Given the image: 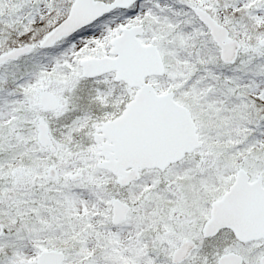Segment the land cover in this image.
<instances>
[{
  "label": "snow or ice",
  "instance_id": "1",
  "mask_svg": "<svg viewBox=\"0 0 264 264\" xmlns=\"http://www.w3.org/2000/svg\"><path fill=\"white\" fill-rule=\"evenodd\" d=\"M0 264H264V0H0Z\"/></svg>",
  "mask_w": 264,
  "mask_h": 264
}]
</instances>
